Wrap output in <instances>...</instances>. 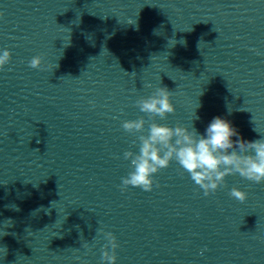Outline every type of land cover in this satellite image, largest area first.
Listing matches in <instances>:
<instances>
[{
	"label": "water",
	"instance_id": "95a60500",
	"mask_svg": "<svg viewBox=\"0 0 264 264\" xmlns=\"http://www.w3.org/2000/svg\"><path fill=\"white\" fill-rule=\"evenodd\" d=\"M0 12V54H12L0 264H102L100 228L117 238L116 264H264V183L229 175L205 196L172 161L151 192L120 189L139 135L122 124L152 122L135 102L158 87L176 109L159 124L203 134L220 116L264 138V0H0ZM37 55L42 69L29 67Z\"/></svg>",
	"mask_w": 264,
	"mask_h": 264
},
{
	"label": "clouds",
	"instance_id": "9594fccd",
	"mask_svg": "<svg viewBox=\"0 0 264 264\" xmlns=\"http://www.w3.org/2000/svg\"><path fill=\"white\" fill-rule=\"evenodd\" d=\"M11 58V52L3 50L0 54V69L9 64ZM43 60V55L34 56L29 61V67L42 69ZM57 67L58 64H55L51 72ZM172 96L173 92L167 87L156 88L150 96L140 97L135 102L139 111L147 114L152 122L148 123L143 116L123 122L122 127L127 133L139 135L133 141L134 146L138 141V151L129 149L123 153L124 160L130 162V171L121 178V191L131 186L151 192L154 186L158 187L154 174L168 168L172 161L190 175L205 196L224 186L229 175L239 174L255 184L264 183V138L246 141L230 121L220 116L211 120L203 134L192 124L190 128L180 125L170 127L155 122L156 117L165 119L168 114L175 112ZM146 124L148 131L144 134ZM229 195L241 203L248 198V194L237 187L231 188ZM97 231L107 241L102 249V264H116V250L119 247L116 236L110 231L104 232L102 228ZM82 247L86 248L87 242Z\"/></svg>",
	"mask_w": 264,
	"mask_h": 264
}]
</instances>
